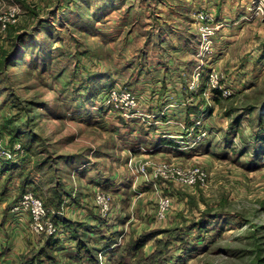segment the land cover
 I'll list each match as a JSON object with an SVG mask.
<instances>
[{"label":"rangeland","instance_id":"374dc122","mask_svg":"<svg viewBox=\"0 0 264 264\" xmlns=\"http://www.w3.org/2000/svg\"><path fill=\"white\" fill-rule=\"evenodd\" d=\"M26 257L264 264V0H0V264Z\"/></svg>","mask_w":264,"mask_h":264},{"label":"built area","instance_id":"2783aa9c","mask_svg":"<svg viewBox=\"0 0 264 264\" xmlns=\"http://www.w3.org/2000/svg\"><path fill=\"white\" fill-rule=\"evenodd\" d=\"M6 156L12 158L14 155L12 153H8ZM204 174L203 170L194 169L189 171L186 176L190 182H195L198 178H202ZM169 205L170 200L165 199L161 203V209L165 210ZM12 212L16 216V220L21 219L26 213H29L31 228L35 232L50 233L53 230L52 223L48 220H44V217L46 216L45 205L43 204L41 198L36 197L33 193L24 194L19 201L13 205Z\"/></svg>","mask_w":264,"mask_h":264},{"label":"trees","instance_id":"16d2710c","mask_svg":"<svg viewBox=\"0 0 264 264\" xmlns=\"http://www.w3.org/2000/svg\"><path fill=\"white\" fill-rule=\"evenodd\" d=\"M24 32H25V31H24ZM19 37H21V35H18V38H19ZM28 74H29V72H28V70H27V71L24 72L23 75L26 77ZM65 222H66V221H65ZM74 233H75V230H74ZM75 238H77V240H78V241H77V242H78V245H77V249H78V250H77V253H78V254H81V253H82V250H83V248H82L83 246L79 245V238H78V235H75ZM55 239H56V238H55ZM55 239H53V240H55ZM111 242H112V241H111ZM111 242H108V243H111ZM114 244H115V242H114L112 245H114ZM43 252H44V251H43ZM89 252L91 253V250H90ZM42 254H44V255L46 256V252H45V253H41V254H37V255L33 258V260H35L37 257H39V259H37V260H39V261L41 260V261H42ZM91 254H92V253H91ZM44 255H43V256H44ZM88 257H90V256H88ZM45 258H47V256H46ZM33 260H31V259H29V258H27V257H26V258H21L20 261H19V263H21V262H23V263L27 262V263L32 264V263H33ZM19 263H18V264H19Z\"/></svg>","mask_w":264,"mask_h":264},{"label":"crops","instance_id":"0c3cea01","mask_svg":"<svg viewBox=\"0 0 264 264\" xmlns=\"http://www.w3.org/2000/svg\"><path fill=\"white\" fill-rule=\"evenodd\" d=\"M24 216H25V215H24ZM24 216H23V217H24ZM20 220H22V218H21ZM10 255H13V254H12V252H11V254H10ZM15 257H16V255H15Z\"/></svg>","mask_w":264,"mask_h":264}]
</instances>
